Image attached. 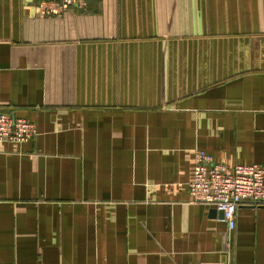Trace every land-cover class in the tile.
Masks as SVG:
<instances>
[{
  "label": "crops",
  "instance_id": "crops-1",
  "mask_svg": "<svg viewBox=\"0 0 264 264\" xmlns=\"http://www.w3.org/2000/svg\"><path fill=\"white\" fill-rule=\"evenodd\" d=\"M0 0V264H264V205L191 201L194 150L264 169V0Z\"/></svg>",
  "mask_w": 264,
  "mask_h": 264
},
{
  "label": "built area",
  "instance_id": "built-area-1",
  "mask_svg": "<svg viewBox=\"0 0 264 264\" xmlns=\"http://www.w3.org/2000/svg\"><path fill=\"white\" fill-rule=\"evenodd\" d=\"M88 0H40L43 15L59 14L67 8H86ZM36 132L26 118L0 111V141L24 142ZM191 201L212 206L222 212L220 220L228 230L235 227L237 207L264 205V169L252 164L227 166L216 162L202 149L194 150L193 175L189 184Z\"/></svg>",
  "mask_w": 264,
  "mask_h": 264
},
{
  "label": "water",
  "instance_id": "water-1",
  "mask_svg": "<svg viewBox=\"0 0 264 264\" xmlns=\"http://www.w3.org/2000/svg\"><path fill=\"white\" fill-rule=\"evenodd\" d=\"M218 213H219V215H220V217L222 216V212L221 211H218Z\"/></svg>",
  "mask_w": 264,
  "mask_h": 264
}]
</instances>
